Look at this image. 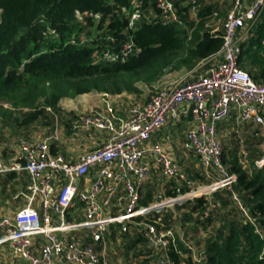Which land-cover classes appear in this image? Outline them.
I'll use <instances>...</instances> for the list:
<instances>
[{
    "label": "built area",
    "instance_id": "1",
    "mask_svg": "<svg viewBox=\"0 0 264 264\" xmlns=\"http://www.w3.org/2000/svg\"><path fill=\"white\" fill-rule=\"evenodd\" d=\"M201 1L182 0L194 25L199 21ZM263 10L264 0H232L225 17L213 10L206 17L205 27L210 33L221 31L220 50L199 61L179 79H159L147 99L124 105L125 117L118 113V95L102 93L103 107L78 114L74 128L103 133L104 140L75 160L52 152L57 133L18 140L17 161L10 166L0 165V175L23 172L29 181L25 204L11 215H0V250L7 249L13 264H108L93 242L99 237V244L105 246L108 233L116 225H126L133 234L145 238L153 255L158 256L155 264H172L167 258L168 246L174 239L172 232L156 227L148 217L198 196L209 200L213 192L222 189L231 191V199L244 220L255 224L232 191L236 176L222 163L224 145L217 126L233 118L237 125L251 127L264 142V84L256 83L238 64L240 42L251 34ZM120 11L127 20L120 33L123 41L109 32L108 21L100 26L101 14L76 10L78 29L63 44L90 47L98 51L99 64H111L124 63L140 54L134 34L141 22L181 26L190 39L192 29L186 26L173 0H128V6ZM50 34L57 41L58 34ZM186 117H190L187 124ZM168 124L185 126L179 148L197 159L212 179L210 184L194 185L172 151L151 141ZM149 161L167 184H184L187 190L140 204L144 188L152 182L153 167ZM240 163L244 168L245 161ZM253 164L262 168L264 154ZM138 217L141 219L136 220ZM195 242L194 236L184 238L198 261L200 250ZM0 264H8L3 254Z\"/></svg>",
    "mask_w": 264,
    "mask_h": 264
},
{
    "label": "trees",
    "instance_id": "2",
    "mask_svg": "<svg viewBox=\"0 0 264 264\" xmlns=\"http://www.w3.org/2000/svg\"><path fill=\"white\" fill-rule=\"evenodd\" d=\"M173 1L180 8L188 29H192L190 39L181 26L141 22L134 34L140 54L124 63L99 64L98 51L63 44L78 29L74 12L101 14L100 26L108 21L109 32L123 41L120 33L127 20L120 9L128 6V0H0V135L1 128H8L13 132L22 131L18 139L29 138L25 133L29 127L48 123L60 115V102L64 98L94 92L136 96L140 91L138 83L155 84L167 71L189 70L217 53L222 45V33H210L205 27L206 17L222 6L229 7L227 3L231 0H224L219 6L202 0L196 25L189 20L182 0ZM50 30L58 34L57 41ZM240 47L239 67L256 83L264 84V10ZM222 163L236 176L232 191L239 196L255 224L242 220L236 209L229 208L231 191L227 189L213 192L209 200L198 196L177 204L176 208L186 211L181 214L182 221H189L194 214L193 222L198 228L194 227L192 234L185 230L182 237L168 246L167 258L172 264H264V237L260 234L264 235V166L256 168L252 162L246 170L236 158V150L226 147ZM186 190L169 188L166 196L174 197ZM173 218L168 210L161 220L169 227L174 224ZM218 218V228L209 231L207 238H199L196 232L209 230L208 225ZM189 235L197 237L194 246L200 250L198 261L184 243ZM136 243L144 245L147 253L149 245L145 238L133 239L131 246ZM139 253L136 251L134 256L138 257ZM145 262L141 264H153Z\"/></svg>",
    "mask_w": 264,
    "mask_h": 264
},
{
    "label": "crops",
    "instance_id": "3",
    "mask_svg": "<svg viewBox=\"0 0 264 264\" xmlns=\"http://www.w3.org/2000/svg\"><path fill=\"white\" fill-rule=\"evenodd\" d=\"M224 0H203L205 4L211 3L212 5H218L222 4ZM231 6L232 0L229 1ZM222 6V5H221ZM229 7L222 6L219 9V12L222 17H225V15L228 12ZM181 71V70H180ZM187 70H182V74L185 73ZM123 94H120L115 97V101L120 102V107L118 109V113L120 117H125V106L127 105V101L125 100ZM81 96V95H79ZM79 96L75 98H64L65 100H61L60 102V108L61 112L60 115L50 120V122H39L31 127H29L26 130V135L29 138H44L54 135V133H57L58 140L54 141L51 144V150L53 153H59L63 155L65 158L69 160H75L80 154L83 152L96 148L99 146L102 141L104 140L105 134L97 132L95 130H81L74 128V122L76 116L82 112V111H88L89 112H95L97 110H100L103 107V101L102 96L99 93H88L83 94L82 98H78ZM78 98V99H77ZM190 120V117H186L184 123L187 124V122ZM233 124L235 123V120H231ZM237 125V124H236ZM185 127V126H184ZM177 128L175 126H171L170 124L166 125L164 128H162L157 134H155L151 141L153 142H160L164 146H166L168 149L172 151V153L177 154V157L175 158L180 164L181 169L183 173L186 175L187 179L192 181L186 172L191 175L190 177L195 178L200 176L198 174H201L204 178H208L211 180L206 172L201 168L200 164L196 162V165L198 166V170L193 171L190 169H193L192 166L187 165V159L188 156L181 152L179 148V141L182 139L177 137V133L179 132L182 136V129ZM221 124L217 126V131L220 129ZM20 133V134H19ZM22 131L15 130L14 132L9 130L8 128H1V135H0V165L4 166H10L14 164L17 161L18 156V149H17V142H18V136L22 135ZM257 135V134H256ZM173 140V141H171ZM174 154V156H176ZM191 156V155H190ZM195 160V159H194ZM149 163L153 167V176H152V182L148 184L142 193V199L140 201V204L147 205L150 203H153L157 201L159 198H162L166 196L167 191L169 188L176 187L177 190L181 187L186 188L184 184H167L164 180H161L159 177V169L156 168L155 164L153 162L149 161ZM195 166V167H197ZM189 167V168H188ZM186 171V172H185ZM10 175V176H9ZM28 178L27 175L23 172H10L0 175V215H11L13 212L21 208L26 201V194H27V185H28ZM211 182V181H210ZM192 183H194L192 181ZM25 184V185H24ZM195 184V183H194ZM24 185V186H23ZM172 186V187H171ZM9 187H11V190L8 191ZM24 189V191H23ZM220 192H223L222 190ZM179 193V192H178ZM220 197L222 196V193L219 194ZM167 197V196H166ZM219 203V202H217ZM115 210V209H114ZM170 211L174 215V224L166 227L165 224L162 222L161 218L163 214H165L167 211ZM113 213V211L111 212ZM186 213L184 209L176 208V205L174 207L166 208L160 211L159 213L153 214L151 218L153 221H155L156 224H158L161 228L165 230H170L173 235V241L171 244L175 242L176 239L182 237L184 235V230H188L190 227L194 230V222L195 215L192 214L189 218V221L185 222L181 219V214ZM115 227H118V230L123 231L124 238L126 239V242L129 244V248L131 245V241L135 238H138L137 235L131 234L130 236L127 235L128 227H122V225H116L111 228V230H115ZM191 228V230H192ZM110 230V231H111ZM190 230V234H192L193 230ZM133 233V232H132ZM200 235L199 231L196 233ZM87 240V238H86ZM108 240V237H107ZM89 242V240H87ZM126 243V244H127ZM95 248L104 256V254L107 251V246L110 249V245H108V242H106L105 246H102L99 244V241L96 240V242H93ZM125 244V245H126ZM170 244V245H171ZM136 246L138 247L136 251L140 252L139 256H134L135 259H142L138 262V264H141L143 261L151 262L155 264L156 258L158 256L153 255L152 249L147 250V253L145 252L144 245H141L140 243H136ZM176 248V247H175ZM134 249V248H133ZM120 252H123V249ZM135 251V252H136ZM125 252V251H124ZM0 254H3L6 257L8 264H13L12 260H10L9 253L6 248H2L0 250ZM127 256L126 253L123 254L122 257ZM161 256V255H160ZM106 258V256H104ZM129 260L131 261V256H128ZM151 257V258H149ZM124 261H122L121 264H131V262L125 258ZM146 263V262H145ZM110 264H115L111 262ZM134 264V263H133Z\"/></svg>",
    "mask_w": 264,
    "mask_h": 264
},
{
    "label": "rangeland",
    "instance_id": "4",
    "mask_svg": "<svg viewBox=\"0 0 264 264\" xmlns=\"http://www.w3.org/2000/svg\"><path fill=\"white\" fill-rule=\"evenodd\" d=\"M228 6L230 5V3H227ZM49 33H53V30H50ZM187 71H185L186 73ZM185 73L182 74V72L180 70H174V71H167L166 74L162 77V79L160 80H165V79H179L180 77H182ZM138 88H139V95H134V94H128V93H122L125 98V100L127 102H134V101H139L142 99H147L156 89L157 85L152 84V85H144L141 83L137 84ZM95 93V92H94ZM99 94V93H98ZM102 94V93H100ZM82 98V95L79 96L78 98ZM77 98V99H78ZM65 100V99H63ZM88 111H82L79 114H87ZM233 120V118H229L228 120H226L225 122L221 123V127L220 129L217 131L218 136L220 137V139L222 140V143L224 145V148L226 147L228 150H236V158L239 161H245L244 163V168L246 170L250 169V166L252 164L253 161L260 159L262 157V155L264 154L263 150H264V142L262 141L263 139L261 137H258L254 134H258L257 132H255L253 134V129L249 126L246 125H236L233 124V122L231 121ZM234 129V130H233ZM177 137L178 139L182 137V135L178 132L177 133ZM173 141V140H171ZM175 154V153H174ZM173 157L176 158L177 154H175L176 156ZM188 156V161H187V165L188 166H192L193 171H197L198 170V166L196 165L197 159L187 155ZM195 159V160H194ZM197 166V167H195ZM189 168V167H188ZM186 172V171H185ZM160 174V173H159ZM186 174L188 175V177L195 183L194 185H198V186H202V185H208L210 184V181L208 178H204L201 174H198L200 176L195 178L190 177L191 175H189L187 172ZM159 177L161 178V180H163L161 174L159 175ZM25 185V184H24ZM23 185V186H24ZM10 191L11 187L8 188ZM24 191V189H23ZM234 208V210L237 212V214L241 217L242 220H244V217L242 215V212L239 210V208L237 207V205L232 201V199H230V204H229V208ZM244 207V206H243ZM166 210V208H165ZM220 218V217H219ZM215 219L214 223L212 225H208L209 230H199L200 232V236L199 238H207V234L210 233L209 231L213 230L215 231L216 228H218V224L220 225V220ZM122 227H128L126 225H122ZM194 227L198 228L196 223L194 224ZM192 227H190L188 230L190 232ZM193 230V228H192ZM191 230V231H192ZM185 231V230H184ZM123 233V231H119L118 227H115V230H111L108 233V245H110V249L107 246V251L104 254V256H106V258L104 257L105 261L110 264L111 262L115 263V264H121L122 261H124L125 258L127 260H129L128 256H131V264H138L139 261H141L142 259H135L134 256H132L135 251L137 250V246L136 244L132 247L130 245V248L128 247L129 244L126 242L127 238H124L123 236H121ZM198 233V232H196ZM133 234L130 227L129 230L127 232V235H131ZM196 235V234H195ZM261 235L264 237L263 233H261ZM188 237H191V235H189ZM195 240H197V237H195ZM201 240V239H200ZM127 243V244H126ZM201 243V242H200ZM126 244V245H125ZM134 248V249H133ZM118 249H123V252L121 253V250ZM125 251V252H124ZM126 253V255H124L125 257H122L123 254ZM151 258V257H149Z\"/></svg>",
    "mask_w": 264,
    "mask_h": 264
},
{
    "label": "water",
    "instance_id": "5",
    "mask_svg": "<svg viewBox=\"0 0 264 264\" xmlns=\"http://www.w3.org/2000/svg\"><path fill=\"white\" fill-rule=\"evenodd\" d=\"M96 240L99 241V237H96Z\"/></svg>",
    "mask_w": 264,
    "mask_h": 264
}]
</instances>
